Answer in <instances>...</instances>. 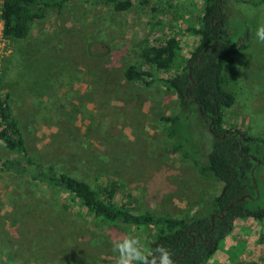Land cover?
Here are the masks:
<instances>
[{
  "label": "rangeland",
  "instance_id": "rangeland-1",
  "mask_svg": "<svg viewBox=\"0 0 264 264\" xmlns=\"http://www.w3.org/2000/svg\"><path fill=\"white\" fill-rule=\"evenodd\" d=\"M132 1L131 9L120 13L70 3L60 14L35 21L25 40L4 39L0 22V94H8L31 154L70 166L92 185L114 179L123 191L115 202L138 212L195 216L221 185L170 154L173 123L162 118L178 115L175 93L160 84L129 82L124 70L140 64L147 43L170 37L180 44L175 64L154 75L166 78L182 69L198 40L186 28L198 25L203 0ZM243 1L248 0H228L223 7L231 39L247 36L248 42L232 56L233 77L223 88L235 102L223 118L227 130L254 137L264 135V43L255 36L264 24V5ZM179 131L192 151L210 149L205 124L187 129L182 124ZM12 157L15 153L0 144V163ZM256 180V204L263 205L264 171ZM122 235L138 237L148 251L149 230L100 224L25 175L0 173V264H116L113 241ZM260 237L264 240V222L236 221L207 264H264Z\"/></svg>",
  "mask_w": 264,
  "mask_h": 264
},
{
  "label": "trees",
  "instance_id": "trees-1",
  "mask_svg": "<svg viewBox=\"0 0 264 264\" xmlns=\"http://www.w3.org/2000/svg\"><path fill=\"white\" fill-rule=\"evenodd\" d=\"M227 1L203 0L198 25L186 28L187 33L198 38L196 46L177 73L166 78L154 75L169 71L175 64L180 50L175 37L147 43L140 50V64L129 65L124 70V78L129 82L146 87L160 84L175 93L179 101L178 115L174 119L162 118L173 123L168 131L172 139L169 152L190 161L199 175L221 185L220 193L201 213L172 218L138 212L115 202L116 195L123 191L114 179L106 178L92 185L73 173L70 166L45 162L31 154L9 105L8 94H0V144L15 153V157L0 163V173L25 175L35 185L44 186L74 207L85 210L87 216L100 224L149 230L148 251L163 245L169 249L175 264H207L221 241L231 234L236 221L264 222V204H256L260 200L256 175L264 171V135L253 137L242 130L231 131L224 127L223 112L234 105L235 99L223 85L227 78L233 77L232 56L248 45L247 36L244 41L236 42L228 34L223 12ZM73 2L111 8L118 13L130 10L133 5L132 0H3L1 35L7 40H25L35 21L50 13L60 14ZM243 2L264 5V0ZM198 122L210 126L212 141L205 152L199 148L189 149L190 139L179 131L182 124L187 129ZM61 207L69 210V204L63 203ZM263 241L260 237L258 242Z\"/></svg>",
  "mask_w": 264,
  "mask_h": 264
},
{
  "label": "clouds",
  "instance_id": "clouds-1",
  "mask_svg": "<svg viewBox=\"0 0 264 264\" xmlns=\"http://www.w3.org/2000/svg\"><path fill=\"white\" fill-rule=\"evenodd\" d=\"M255 36L264 43V24L256 28ZM113 251L118 254L116 264H175L169 249L163 245L146 251L140 239L131 235L114 239Z\"/></svg>",
  "mask_w": 264,
  "mask_h": 264
},
{
  "label": "built area",
  "instance_id": "built-area-1",
  "mask_svg": "<svg viewBox=\"0 0 264 264\" xmlns=\"http://www.w3.org/2000/svg\"><path fill=\"white\" fill-rule=\"evenodd\" d=\"M0 59H1V50H0ZM0 65H1V60H0Z\"/></svg>",
  "mask_w": 264,
  "mask_h": 264
},
{
  "label": "water",
  "instance_id": "water-1",
  "mask_svg": "<svg viewBox=\"0 0 264 264\" xmlns=\"http://www.w3.org/2000/svg\"><path fill=\"white\" fill-rule=\"evenodd\" d=\"M208 130H210V126L208 127Z\"/></svg>",
  "mask_w": 264,
  "mask_h": 264
}]
</instances>
